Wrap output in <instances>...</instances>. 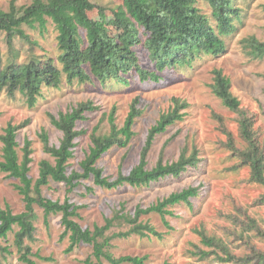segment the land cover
<instances>
[{"label": "rangeland", "instance_id": "374dc122", "mask_svg": "<svg viewBox=\"0 0 264 264\" xmlns=\"http://www.w3.org/2000/svg\"><path fill=\"white\" fill-rule=\"evenodd\" d=\"M108 9H94L89 15L96 21L98 29L105 35H116L117 20L124 16V10L118 8L122 0H96ZM12 0H0V9L10 10ZM16 6L29 5L32 0H15ZM241 8V17L235 20L236 30L224 37L227 43L226 52L219 56L203 55L194 61L192 66L167 69L161 72L158 82L142 81L137 74L130 76V83L124 84L115 80L105 84L94 78L91 82L68 83L64 80L58 88L43 86L42 97L36 107L30 108L24 95L17 91L10 97L6 90L0 91V134L9 124H22L29 121L18 132L19 154L26 138L32 140V158L30 178L34 181L39 174V162L54 158L43 149L40 132L46 129L51 143L59 145L62 132L51 122L50 115L69 110L81 101L93 100L101 109L89 112V119L78 123L79 128H87L88 133L77 139L75 156L70 159L68 172L80 170V162L89 149V134L103 114L110 113L116 107V123L124 124L134 98L139 97V106L143 109L134 129L136 136L126 148H112L99 160L104 175L117 178L120 169L128 174L140 160V155L149 129L157 122L163 112L173 106V97L188 101L184 110L187 114L183 121L171 125L164 133L159 134L148 155V167L153 168L163 156L164 162L176 160L184 147L192 150L196 145L202 158L198 166L189 167L180 176H168L149 186L133 187L128 184L114 189L97 186L93 179L84 180L73 191L67 190L65 183L51 181L43 187V195L48 204L61 203L68 197L79 206L77 220L84 228L93 229L95 224L103 225L108 217L124 206V211L134 213L137 206L144 208L155 203L159 198L168 196L174 191L186 187L198 186L199 195L191 199L192 206L180 203L172 207L173 215L167 216L171 227L165 225L157 213L144 214L140 221L149 222L164 237H141L133 234L129 237H118L112 240V251L116 256H146L147 264H245L235 260L221 262L214 255L202 259L200 250L210 249L201 242L198 230H205L209 236L217 235L227 241L234 255L245 258L251 252L245 242L250 239L257 249L264 250V238L244 224L248 216L255 218L264 228V202L260 198L264 194V186L249 182L250 168L240 166L236 157L226 148L228 135L220 128L216 114L224 117L227 130L231 132L236 144L244 146L239 132L237 113L227 108L210 87L213 81V70L222 68L232 80V91L241 100L242 106L256 115V128L264 142V58L254 59L243 49L242 39L255 35L264 41V0H235ZM198 6L208 15L216 26L212 7L206 1H198ZM47 29L24 25L25 32L32 42L22 37L14 39L13 50L8 45L6 32L0 31V55L6 62L11 54L19 52V62L28 61L32 55L41 58H54L58 62V31L54 22L48 19ZM82 34L84 32L82 31ZM120 34V33H119ZM142 63L154 68L145 47H136ZM110 128L107 118L100 123V131ZM3 143L0 140V159ZM20 180L8 177L0 171V205L9 206L14 213L25 210L23 195L16 184ZM32 183V182H31ZM88 187H93L90 191ZM35 240L28 241L32 251L39 256L34 259L38 264H86L85 260L92 255V245L81 242L73 251H68L69 236L62 238L64 226L62 211L56 207L47 220L44 211L38 205ZM244 221V222H243ZM114 230L118 231L116 225ZM11 233L7 240L0 239L2 246H10L11 253L0 250V264H24L14 243ZM221 252V251H220ZM94 259V258H93ZM130 264V263H124ZM250 264H255L254 262Z\"/></svg>", "mask_w": 264, "mask_h": 264}, {"label": "trees", "instance_id": "16d2710c", "mask_svg": "<svg viewBox=\"0 0 264 264\" xmlns=\"http://www.w3.org/2000/svg\"><path fill=\"white\" fill-rule=\"evenodd\" d=\"M118 8L124 10V16L117 20L120 34L105 35L99 29L96 21L90 17L89 11L108 9L96 0H32L29 5L16 6L12 0L10 10L0 9V31L6 32L7 42L13 50L14 39L22 37L32 42L25 32L24 25L39 28L41 32L47 29L48 19H51L58 31V62L54 58H41L32 55L28 61L19 62V52L11 54L6 62L0 55V91L6 90L10 97L21 92L28 107H36L42 97L43 86L58 88L64 82H91L97 78L105 84L115 80L129 84L130 76L137 74L142 81L158 82L161 72L167 69H177L192 66L194 61L203 55L219 56L227 50L224 37L236 30L235 20L241 17V8L235 0H203L212 7V14L217 21L214 26L210 18L198 6L200 0H122ZM82 31L84 34H82ZM246 54L254 59L264 58V41L255 35L245 37L241 41ZM142 45L148 52L154 68L142 63L136 47ZM212 92L222 103L237 113L239 132L244 146L240 147L227 130L224 117L216 114L228 140L226 148L236 157L238 164L250 168L248 181L264 186V142L256 128V115L242 106L241 100L232 91V80L222 68L213 70V81L210 83ZM140 98L133 99L124 124L116 123V107L110 113L103 114L100 122L89 134V149L81 160L80 170L68 172L70 159L75 156L77 139L88 133L87 128H79L78 123L89 119L88 113L100 108L93 100L79 102L58 116L50 115L52 124L62 132L59 145L51 143L46 129L40 132L43 149L54 158V162L43 159L39 162V174L33 181L30 178L33 161L32 140L26 138L19 154L18 132L29 121L22 124L9 123L0 134L3 143L0 159V171L8 177L20 180L16 184L25 201V210L14 213L12 209L0 205V239L7 240L11 233L15 237V245L24 264H38L34 259L39 256L32 251L28 241L35 240L37 229L38 205L44 211L47 220L56 207L62 211L64 232L62 238L69 236L68 251H73L81 242L92 245L93 253L86 264H147L146 256L122 255L116 256L112 251V240L118 237H129L133 234L141 237L156 236L163 238L149 222L140 221L144 214L157 213L166 226L171 227L167 216L173 215L172 207L180 203L192 206L191 199L199 195L198 186L186 187L174 191L168 196L159 198L152 205L144 208L137 206L134 213L124 211V206L105 220V224H95L94 228H84L77 220L79 206L67 197L64 202L56 201L48 204L43 195V187L51 181L65 183L69 192L73 191L84 180L93 179L97 186L114 189L126 184L133 187L149 186L168 176H180L189 167H196L201 161L199 150L193 145L191 151L184 147L180 156L172 162H164L163 156L153 168L148 167V155L156 137L168 128L183 121L184 111L189 103L180 97H173V106L163 112L157 122L148 131L145 145L142 148L140 160L128 173L120 169L117 178L111 179L104 175L99 160L112 148H126L130 145L137 132L135 123L142 115L139 106ZM107 118L110 128L107 132L100 131V123ZM32 182V183H31ZM93 191V187H88ZM264 202V194L260 198ZM246 226L253 229L264 238L262 228L255 218L247 215ZM118 226V231L114 230ZM201 242L210 249L200 250L202 259L214 255L221 262L235 260L250 264H264V250L257 249L250 239H246L251 252L245 258L234 255L227 241L220 236H209L205 230H198ZM0 250L11 253L10 246H2ZM221 251V252H220ZM42 257V256H39ZM94 258V259H93Z\"/></svg>", "mask_w": 264, "mask_h": 264}]
</instances>
